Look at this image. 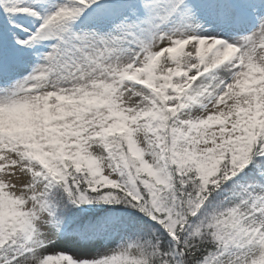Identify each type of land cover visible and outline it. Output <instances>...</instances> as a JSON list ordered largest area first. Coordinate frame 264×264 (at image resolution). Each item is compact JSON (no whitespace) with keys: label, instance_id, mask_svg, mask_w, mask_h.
Returning <instances> with one entry per match:
<instances>
[{"label":"snow or ice","instance_id":"1","mask_svg":"<svg viewBox=\"0 0 264 264\" xmlns=\"http://www.w3.org/2000/svg\"><path fill=\"white\" fill-rule=\"evenodd\" d=\"M0 264H264V0H0Z\"/></svg>","mask_w":264,"mask_h":264}]
</instances>
